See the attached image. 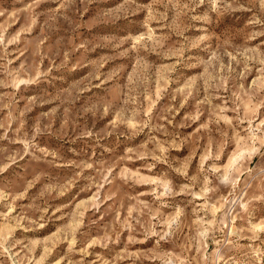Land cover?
<instances>
[{
    "label": "rangeland",
    "instance_id": "obj_1",
    "mask_svg": "<svg viewBox=\"0 0 264 264\" xmlns=\"http://www.w3.org/2000/svg\"><path fill=\"white\" fill-rule=\"evenodd\" d=\"M0 264H264V0H0Z\"/></svg>",
    "mask_w": 264,
    "mask_h": 264
}]
</instances>
